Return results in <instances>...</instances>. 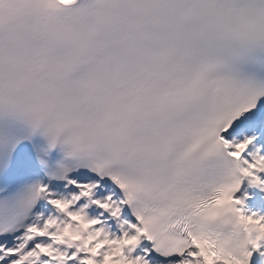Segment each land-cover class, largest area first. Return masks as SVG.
I'll return each instance as SVG.
<instances>
[{"label":"snow or ice","instance_id":"snow-or-ice-1","mask_svg":"<svg viewBox=\"0 0 264 264\" xmlns=\"http://www.w3.org/2000/svg\"><path fill=\"white\" fill-rule=\"evenodd\" d=\"M0 264H264V0H0Z\"/></svg>","mask_w":264,"mask_h":264}]
</instances>
